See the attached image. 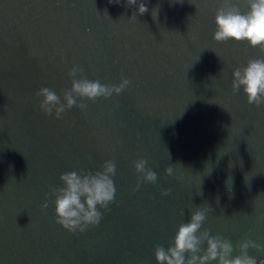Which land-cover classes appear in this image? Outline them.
<instances>
[{
  "label": "water",
  "instance_id": "obj_1",
  "mask_svg": "<svg viewBox=\"0 0 264 264\" xmlns=\"http://www.w3.org/2000/svg\"><path fill=\"white\" fill-rule=\"evenodd\" d=\"M140 2L148 12L130 19ZM232 2L248 11V0ZM223 4L0 0V264H157L155 247L167 249L207 206L200 231L228 239L232 257L246 240L264 249V104L231 88L232 72L264 53L214 41ZM74 66L76 79L130 84L95 102L76 97L84 111L46 116L36 93L48 87L64 102ZM141 158L156 183L138 180ZM108 160L110 211L98 207L99 225L82 233L65 230L48 193L61 174H94ZM248 255L264 260V250Z\"/></svg>",
  "mask_w": 264,
  "mask_h": 264
},
{
  "label": "clouds",
  "instance_id": "obj_2",
  "mask_svg": "<svg viewBox=\"0 0 264 264\" xmlns=\"http://www.w3.org/2000/svg\"><path fill=\"white\" fill-rule=\"evenodd\" d=\"M117 4L120 0H112ZM128 6L137 5V0H126ZM148 12L145 3L140 2L138 10L130 17L136 18ZM216 31L213 39L216 42L246 41L252 48H259L264 53V0H248V11L241 12L232 0H224L222 7L215 13ZM78 66L69 70L68 75L72 77L71 89H66L61 98L48 87L41 88L36 96L40 97L38 108L46 116L53 115L60 119L62 114L78 107L81 111L87 109L85 103L77 104L76 97L95 102L98 98H109L114 93L119 95L130 84V80L121 77L118 85H104L98 80L92 81L86 78L76 79L78 73L82 72ZM232 91L237 93L243 89L249 105L260 106L264 104V59H249L246 66L236 68L232 72ZM147 161L143 158L134 162V168L140 174L138 180L146 183H156L157 174L146 167ZM102 171L94 174L69 171L61 174L62 187L53 188L48 193L49 197H55L56 223L65 230L76 233L84 232L89 227L98 226L103 213L110 211L109 205L114 202L116 188L112 177L116 172V164L108 160L102 166ZM167 176L173 175V168L167 167ZM139 187V183L137 188ZM165 191L163 195H168ZM42 208L48 207L45 202ZM211 207L197 208L191 215L188 223H181L173 238L172 244L165 249L157 245L154 250L157 264H258L255 257L248 255V249L254 248L258 251L264 249L252 240H246L238 245L240 254L232 257L233 245L228 239L220 235H210L209 230L200 231L207 214L213 212ZM199 233V234H198ZM206 244V248L202 245ZM259 264H264L260 260Z\"/></svg>",
  "mask_w": 264,
  "mask_h": 264
}]
</instances>
